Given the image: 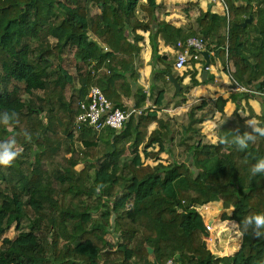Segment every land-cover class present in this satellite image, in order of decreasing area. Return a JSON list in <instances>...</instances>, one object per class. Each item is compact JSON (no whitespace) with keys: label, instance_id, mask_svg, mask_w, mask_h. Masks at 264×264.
<instances>
[{"label":"trees","instance_id":"1","mask_svg":"<svg viewBox=\"0 0 264 264\" xmlns=\"http://www.w3.org/2000/svg\"><path fill=\"white\" fill-rule=\"evenodd\" d=\"M66 1L74 6L61 0H0V111L18 114L17 123L0 125V141L14 136L19 152L9 166H0V264H164L170 258L176 264H264V236L251 230L242 236L234 255L212 254L201 236L202 218L192 207L221 201L223 209L234 208L224 219L237 224L245 216L264 212V174L250 173L264 157V136L257 135L246 149L197 139L189 145V165H145L138 147L157 144L155 152H144L153 157L165 151L168 132L167 122L147 109L129 117L119 131L108 129L105 137L81 126L80 145L90 147L74 144L76 102L72 109L64 95V87L72 82L60 63L64 44L74 47L80 83L76 101L91 84L111 87L105 94L112 99V88L130 95L126 74L134 76L143 38L137 29L149 31L157 69L153 77L164 81L170 72L157 54V37L169 43L189 35L164 20L157 22L154 0H92L101 8V14L93 15L87 13L88 0ZM241 1L234 5L225 0L228 16L199 10L196 21L198 34L213 43L217 55L232 62L233 70L227 72L233 86L248 88L264 78V0ZM55 8L63 17L44 27ZM139 11L147 18H138ZM248 17L251 21L243 26ZM48 33L56 38L52 47L41 43ZM160 62L162 68L157 67ZM199 83L191 72L190 84ZM36 90H42L38 100L32 95ZM163 93L158 92L155 105H161ZM248 95L230 93L226 99L218 97L216 104L222 110L226 100L237 104ZM115 106L121 107L117 100ZM262 110L257 119L264 127V103ZM231 116L241 134L251 131L235 112ZM152 122L157 127L145 139ZM25 131L30 139H25ZM128 147L132 153L124 156ZM78 163H83L80 170L75 169ZM129 194L132 204L124 209L119 201ZM107 202L109 211L104 210ZM12 224L17 235L2 237ZM109 228L119 238L114 244L105 237Z\"/></svg>","mask_w":264,"mask_h":264},{"label":"crops","instance_id":"2","mask_svg":"<svg viewBox=\"0 0 264 264\" xmlns=\"http://www.w3.org/2000/svg\"><path fill=\"white\" fill-rule=\"evenodd\" d=\"M154 5V19L157 22L159 20H164L166 23L181 29L183 36L194 34L200 35L198 34L199 26L196 21V16L199 10H209L210 12L217 15H224V7L218 1L154 0ZM141 12L144 14V17L142 18L146 19V13L144 11ZM136 31L137 33H140L143 38L138 42V45L140 46V53L134 62V76L131 77L129 73L126 74L125 80L127 81V89H129L130 95L121 91L114 92L112 88L110 96L114 95L113 98L117 97V102H119L120 106L123 107L138 103L140 104V107L144 109V113L147 109L153 110L156 112L157 118L167 122L168 126L166 129H168V132L166 142L164 143L165 151L158 152L153 157L146 156L147 158L156 159L160 156H168L172 154L171 148L173 147L172 144L176 137V135L173 137V133L176 129V125L179 122H181L179 126L182 131L179 135V143L186 144L187 151L185 152V157H188V159H190L191 148L187 146L185 138L196 137L195 140L199 139L202 143L207 142L209 144H216L221 137L231 138L233 132L239 130L236 127L235 119L231 116L234 112L245 125L249 126L246 123L247 121H254L259 126L257 116H260L263 112L262 109L264 98L248 95L247 99H241L237 104L228 99L221 107L222 110H220L219 105L216 104V99L218 97L226 99L230 93H239L241 91L236 88V85L233 86L231 76L227 72L233 70L232 62L224 58L222 59L219 55H217V52L213 47L214 45L213 43H209L211 42L209 39L203 37L205 41V50L203 52L207 53V59L209 61L208 66H205L206 60L202 55V59L200 61H192L185 67V69L175 70L173 68V61L176 51L175 45L176 42L181 39H178L176 42L172 41L165 43L162 39L157 37V54L161 55L164 59V62L171 66L174 71H176L175 76L179 82V90L173 91V88L175 89V87L172 86L169 88L165 83L170 80L162 82L153 77V73H155L157 69H153L149 31H143L140 29H137ZM225 60L226 63L224 64ZM204 69H206L205 75L203 74ZM193 71L195 72V79L200 82L195 86L190 84V73ZM207 77L209 78L207 81L201 82L202 80H206ZM110 89L111 87H109V91ZM161 89L164 90L163 99L161 101V105L157 106L154 104V100ZM143 96L144 99L142 100ZM162 112H164V115H162ZM186 126L189 127L188 130H186ZM156 127L157 126L155 122H152L148 126L145 139L149 136L152 130L156 129ZM142 145L144 148L143 151L140 150ZM156 145L157 144L148 147L151 148L149 150L148 148H145L144 143L138 147L137 151L141 156L142 162L143 157L145 156L144 152L147 153L150 150L155 152L157 149H152V147H157ZM127 149H129V147ZM127 149L125 151H127ZM188 161L190 162V160ZM159 162L163 164L170 163H164L162 161ZM155 164L156 163L150 165L153 166ZM80 165L83 167V163H80ZM132 200L133 194H129L119 201V205H121L124 209H128L131 207ZM213 204L214 209L218 206H221L220 201L213 200L207 202L206 204L192 207H194L198 212V209L202 208L205 210V208H208ZM107 205L108 206H106L104 210L109 211V204ZM111 218L112 215L110 220ZM109 233H113L116 236L117 234L112 228L108 229L105 237L111 243L112 241H110ZM150 256L151 254H149V258L152 259V256Z\"/></svg>","mask_w":264,"mask_h":264},{"label":"rangeland","instance_id":"3","mask_svg":"<svg viewBox=\"0 0 264 264\" xmlns=\"http://www.w3.org/2000/svg\"><path fill=\"white\" fill-rule=\"evenodd\" d=\"M64 1L65 3H68L71 7L74 6L71 3H69L66 0H61ZM143 3H147L148 0H141ZM243 1L241 0H233L234 5H237L239 3H242ZM96 2L92 1V0H88L87 2V13L88 15H93V13L96 12ZM95 11V12H94ZM136 16L138 18H142L144 17L143 12L139 11L136 12ZM63 17V13L55 8L54 10H52V12L50 13V15L48 16V19L46 21V24H43V26L45 27L47 25V23H49L50 21H52L55 24H58L59 20ZM44 32V31H43ZM91 34V33H90ZM92 35V34H91ZM93 36V35H92ZM56 38L51 34L48 33L47 35H45V38L42 39L41 43L42 46H47V44L52 47V45L55 43ZM73 51H74V47L70 46L69 44H64V46L62 47V50L60 52L61 55V60L60 63L61 65L67 69V71L72 75V82L66 84V86L64 87V91H65V96L66 98H68L70 100V105L71 108L74 109V104L76 102L77 97L79 96V85L80 83L77 80V77L75 75V64H74V57H73ZM55 57L52 56L53 62H57L56 59H54ZM158 67H163V63H158L157 65ZM169 68V72L171 75H173L174 77H176V71H174L172 69L171 66H168ZM188 72V69H187ZM162 82H164V80L162 79V77L160 78ZM168 87H174V85H172V83L170 81L165 82ZM19 85H23L22 83H19ZM175 89L173 88V91ZM33 97L35 99H40V97L42 96V90H36L33 92ZM80 97V96H79ZM162 115H164V112H162ZM180 123L179 122L176 125V129L173 133V137H175V141L172 144V148H171V152L172 154L168 155V156H160L159 158H147L146 156L143 157V164L147 163L148 165L153 164V163H157V161H162L164 163H168V162H178V161H185L186 164L189 165V161L190 159H188V157H185V152L187 151L186 148V144H181L179 143L180 141V137L179 135L181 134V129H180ZM72 130L74 131V135H75V139H74V144L79 146L81 141L78 137V131L79 129H75L74 130V124L72 126ZM186 139V143L187 146L189 147V145H191L196 137H189V138H185ZM201 141V140H200ZM204 143V142H203ZM205 144H209V143H205ZM157 146V145H156ZM158 149V146L155 147L153 146L152 149ZM143 145L141 146L140 150L143 151ZM151 148H148V150ZM152 151V150H150ZM132 152V149H127V151H125L124 156L126 155H130V153ZM159 159V160H157ZM102 163V162H101ZM96 164H100V161H98ZM146 165V164H145ZM75 169L76 170H80L82 169V166L80 165V163L75 165ZM92 170H90V172L88 171V177H89V173H91ZM110 201H114L113 198H109L108 200ZM109 202H107V204H109ZM221 202V201H220ZM110 206V204H109ZM214 204L211 206H209L208 208L202 209H198V212L200 214V216L202 217V221L203 224L208 221V220H212L213 221V227L214 230L211 233V235H207L205 236V234H202V239L205 241L206 243V247L209 249V251L217 256H222V255H227V256H232L234 255L241 247V241H242V237H238L236 235V228L233 226V220H230L227 217L229 215H231L232 211L234 210L233 207H229L228 209H223L222 208V204L221 206L216 207L215 209L213 208ZM217 206V205H216ZM24 229L27 230L26 227H24ZM18 231L14 228V224H12L8 229L5 230L4 234L2 235V237H7V238H14L17 235ZM110 234V233H109ZM110 241H112L111 243H116L118 241V236H116L115 234H110ZM151 257V256H150Z\"/></svg>","mask_w":264,"mask_h":264},{"label":"built area","instance_id":"4","mask_svg":"<svg viewBox=\"0 0 264 264\" xmlns=\"http://www.w3.org/2000/svg\"><path fill=\"white\" fill-rule=\"evenodd\" d=\"M218 1L224 7V14L228 16L227 5L225 0H210ZM95 14H101V8L96 3ZM176 51L173 61V68L175 70H183L190 64V62H198L202 59V52L205 50L204 38L200 35H189L184 39L176 42ZM104 50H108L106 46H103ZM109 60L107 59L106 62ZM106 75L110 74L109 69H105ZM167 80L168 77L166 76ZM236 88L241 92H247L250 95L258 98H264V84L252 87H243L236 84ZM105 90L108 91L109 87L101 88L98 85L91 84L86 87V93L81 100L76 101V113L74 120V130L79 129L81 126L91 128L96 137H105L108 129L120 130L124 123L131 116H138L144 113L142 107H137L136 104H132L126 107L115 106V101L118 99L108 98L105 94ZM80 149H89L90 145H80ZM203 230L206 233L205 236L211 235L214 230L213 221L210 220L203 224ZM164 264H176L174 258L168 259Z\"/></svg>","mask_w":264,"mask_h":264},{"label":"clouds","instance_id":"5","mask_svg":"<svg viewBox=\"0 0 264 264\" xmlns=\"http://www.w3.org/2000/svg\"><path fill=\"white\" fill-rule=\"evenodd\" d=\"M18 114L16 112L0 111V125L8 126L18 122ZM251 131H244L242 134L239 130L233 132L231 138L221 137V143H227L235 145L238 149H246L250 142H254L257 135L264 136V127L258 126L254 121L246 122ZM25 139H30V134L25 131ZM19 155L16 145V139L12 138L4 141H0V166H9L14 159ZM251 175L255 176L257 173L264 174V157L256 160V162L250 167ZM102 187L97 186V190ZM233 226L236 228V235L242 237L250 230L255 236H264V212L255 213L245 216L238 224L233 221Z\"/></svg>","mask_w":264,"mask_h":264},{"label":"water","instance_id":"6","mask_svg":"<svg viewBox=\"0 0 264 264\" xmlns=\"http://www.w3.org/2000/svg\"><path fill=\"white\" fill-rule=\"evenodd\" d=\"M251 21V17H248L244 22H243V26L246 24V23H249ZM202 55L203 57H205V66H208V59H207V53L206 52H202ZM203 74L205 75L206 74V69L203 70ZM168 80L171 81V83L174 85L175 87V91H178L179 90V82L177 81L176 77H174L173 75H171L170 73L168 74ZM261 84H264V78L256 85L257 87ZM148 252H151V248L148 247ZM153 262L155 263V261L153 260Z\"/></svg>","mask_w":264,"mask_h":264}]
</instances>
